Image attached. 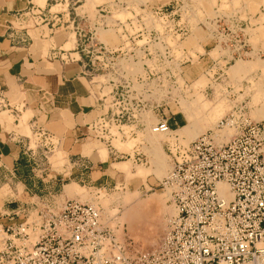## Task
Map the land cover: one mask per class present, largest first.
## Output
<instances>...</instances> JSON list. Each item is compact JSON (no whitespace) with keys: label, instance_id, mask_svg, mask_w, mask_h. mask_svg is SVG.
Wrapping results in <instances>:
<instances>
[{"label":"rangeland","instance_id":"1","mask_svg":"<svg viewBox=\"0 0 264 264\" xmlns=\"http://www.w3.org/2000/svg\"><path fill=\"white\" fill-rule=\"evenodd\" d=\"M22 13L13 26L35 40L43 33L63 59L75 52L68 59L83 65L96 99L88 123L107 131L82 133L80 161L52 137V152L36 154L33 172L20 175L32 176V193L94 204L130 246L151 248L174 212L160 186L172 164L168 143L210 132L219 144L241 127H264V0H31ZM158 120L169 133L149 130ZM33 132L25 131L31 148ZM32 179L49 187L32 189ZM21 187L1 181L0 205L28 201Z\"/></svg>","mask_w":264,"mask_h":264},{"label":"built area","instance_id":"2","mask_svg":"<svg viewBox=\"0 0 264 264\" xmlns=\"http://www.w3.org/2000/svg\"><path fill=\"white\" fill-rule=\"evenodd\" d=\"M98 123L85 132L103 138ZM33 129L36 146L26 150L36 164L58 141ZM150 129L169 133L165 120ZM263 131L241 127L219 144L210 132L168 143L172 164L160 186L174 212L151 248L130 246L99 207L46 191L0 211V264H264Z\"/></svg>","mask_w":264,"mask_h":264},{"label":"crops","instance_id":"3","mask_svg":"<svg viewBox=\"0 0 264 264\" xmlns=\"http://www.w3.org/2000/svg\"><path fill=\"white\" fill-rule=\"evenodd\" d=\"M29 4L31 0H0V182L20 183L19 194L28 196L32 176L20 172L26 167L33 172L31 165L35 163L27 156L30 142L26 129H45L80 161L84 157L80 136L96 102L84 87L83 65L76 58L68 59L75 52L63 59L60 45L56 49L48 44L49 38L43 33L35 40L24 27L13 26ZM22 115L26 117L18 126ZM64 115L71 126L65 125ZM43 182L32 179V189L49 187ZM17 203L16 199H5L0 211Z\"/></svg>","mask_w":264,"mask_h":264},{"label":"bare ground","instance_id":"4","mask_svg":"<svg viewBox=\"0 0 264 264\" xmlns=\"http://www.w3.org/2000/svg\"><path fill=\"white\" fill-rule=\"evenodd\" d=\"M166 40H167V39H166ZM124 66H125V65H124ZM233 66H234V65H233ZM237 68H238V67H237ZM237 70H238V69H237ZM122 127H123V126H122ZM120 128H121V127H120ZM131 128H132V127H131ZM116 129H117V128H116ZM118 130H119V129H118ZM125 130H127V129H125ZM125 130H123L124 132L122 131L123 134L127 133V131H125ZM150 131L152 132L151 129H150ZM119 133H120L119 131H116V130H115L114 133H112V134L118 136ZM98 151H99V150H98ZM103 151H104V150H103ZM103 151H101L100 154H98V156H99V158H100L101 160H104V159L106 158V153L103 152ZM156 160H157V166H155V167H156V171H157L158 169H159V171H160L162 168H161L160 165H158V159H156ZM159 163H160V161H159ZM113 164L115 165V166L113 165L114 168H116V170H119V171H122V170L127 171L126 169H130V168H126L124 163H123L124 165H123V164H120V163H113ZM167 170H168V169H167ZM128 171H129V170H128ZM163 171H164V170H163ZM129 172H131V171H129ZM127 173H128V172H127ZM127 173H126V174H127ZM164 173H166V172H164ZM164 175H165V174H164ZM221 189L224 190V186H223V185H221ZM75 194H77V193H75ZM75 194H74V195H75ZM157 197H158V196H157ZM163 197H164V196H163ZM93 205H94V204H93ZM172 214H173V213H172Z\"/></svg>","mask_w":264,"mask_h":264}]
</instances>
